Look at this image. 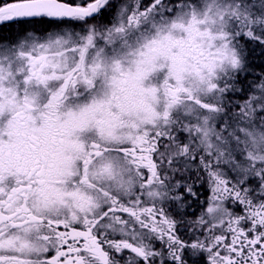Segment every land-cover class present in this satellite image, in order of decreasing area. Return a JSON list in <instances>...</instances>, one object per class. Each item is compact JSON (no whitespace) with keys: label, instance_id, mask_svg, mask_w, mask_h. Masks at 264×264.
I'll use <instances>...</instances> for the list:
<instances>
[{"label":"snow or ice","instance_id":"snow-or-ice-1","mask_svg":"<svg viewBox=\"0 0 264 264\" xmlns=\"http://www.w3.org/2000/svg\"><path fill=\"white\" fill-rule=\"evenodd\" d=\"M0 264H264V0H0Z\"/></svg>","mask_w":264,"mask_h":264}]
</instances>
